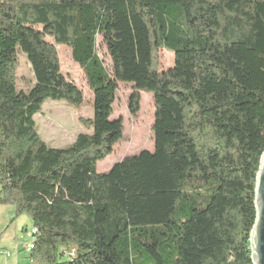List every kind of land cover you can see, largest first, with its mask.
<instances>
[{"label": "trees", "instance_id": "1", "mask_svg": "<svg viewBox=\"0 0 264 264\" xmlns=\"http://www.w3.org/2000/svg\"><path fill=\"white\" fill-rule=\"evenodd\" d=\"M47 38L71 50L94 94L92 132L62 148L35 116L84 95ZM162 49L175 57L166 72ZM20 54L29 93L17 86ZM120 83L133 85V115L140 93L154 95L155 150L101 174L124 139L111 120ZM263 154L264 0H0V206L30 217L35 264H253ZM31 187H49L48 202H20Z\"/></svg>", "mask_w": 264, "mask_h": 264}, {"label": "rangeland", "instance_id": "2", "mask_svg": "<svg viewBox=\"0 0 264 264\" xmlns=\"http://www.w3.org/2000/svg\"><path fill=\"white\" fill-rule=\"evenodd\" d=\"M39 30L42 31L41 28ZM47 41L57 49L63 76L73 82L84 95V103L79 107L70 106L66 102L47 100L42 111L35 116L42 139L52 147L62 148L73 144L80 134L92 132L84 121L94 117V94L87 84L83 71L74 62L71 50L64 45H56L52 38H47ZM98 53L105 67L112 73L113 63L102 37L98 38ZM158 58L161 71L166 72L175 66V57L171 52L162 49L158 52ZM18 59V90L29 93L36 84L32 66L25 54H20ZM133 93V85L118 84L111 120H123L124 139L114 147L113 153L106 160L98 163V173L107 174L125 159L137 156L143 151L153 153L155 150L154 95L147 92L140 93V111L133 115L130 112V98ZM73 171L77 174V186L84 187L85 169L74 167ZM48 188L21 189L20 202H48L49 198L46 196L49 194ZM15 214V206H0V264H25L27 261L24 251L31 241L29 235L34 229L33 223L28 215L15 218Z\"/></svg>", "mask_w": 264, "mask_h": 264}, {"label": "water", "instance_id": "3", "mask_svg": "<svg viewBox=\"0 0 264 264\" xmlns=\"http://www.w3.org/2000/svg\"><path fill=\"white\" fill-rule=\"evenodd\" d=\"M255 208L256 221L251 236L252 262L264 264V154L257 176Z\"/></svg>", "mask_w": 264, "mask_h": 264}, {"label": "built area", "instance_id": "4", "mask_svg": "<svg viewBox=\"0 0 264 264\" xmlns=\"http://www.w3.org/2000/svg\"><path fill=\"white\" fill-rule=\"evenodd\" d=\"M38 233L37 229H33L30 233L31 241L25 247L26 263L25 264H35V261L32 257L33 251L35 249L36 234Z\"/></svg>", "mask_w": 264, "mask_h": 264}]
</instances>
